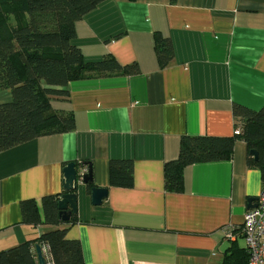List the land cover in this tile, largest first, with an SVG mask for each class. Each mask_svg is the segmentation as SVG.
<instances>
[{
	"label": "crops",
	"instance_id": "crops-1",
	"mask_svg": "<svg viewBox=\"0 0 264 264\" xmlns=\"http://www.w3.org/2000/svg\"><path fill=\"white\" fill-rule=\"evenodd\" d=\"M74 32L84 63L110 55L137 72L69 81L52 104L72 113L73 129L0 151V251L56 228L22 222L20 203L34 200L43 220L42 198L63 191L72 161H89L92 186L107 189L95 205L78 183L77 221L61 223L87 264H219L230 246L245 247L243 214L263 186L246 143L184 166L180 191L166 188L164 164L183 136H233L234 105H264V0H103ZM157 35L173 47L164 66ZM10 99L0 89V103ZM112 159L131 161V187L109 186Z\"/></svg>",
	"mask_w": 264,
	"mask_h": 264
},
{
	"label": "trees",
	"instance_id": "trees-1",
	"mask_svg": "<svg viewBox=\"0 0 264 264\" xmlns=\"http://www.w3.org/2000/svg\"><path fill=\"white\" fill-rule=\"evenodd\" d=\"M103 0H0V89H9L11 99L0 103V151L36 137L66 132L74 127L71 112L57 109L53 99H66L69 81L112 74H134L135 63L122 65L106 55L86 64L78 47L71 43L74 25ZM155 50L161 66L173 58L169 38L156 36ZM238 133L230 137L183 136L178 156L164 164L165 186L180 191L182 169L193 163L226 160L234 141L241 139L248 149V164L258 168L264 184V105L252 110L233 106ZM234 130V131H235ZM258 152L254 160L249 153ZM85 170V167H81ZM109 186L133 185V167L128 159H112L108 166ZM92 184H88V190ZM59 194L42 198L41 220L34 200H22V222L45 223L56 228L42 232L36 239L23 241L0 251V264H38L34 246L45 245L53 264H87L78 239L66 236V226L58 219ZM77 221L76 213L70 223ZM219 264H248L245 247L232 245Z\"/></svg>",
	"mask_w": 264,
	"mask_h": 264
},
{
	"label": "water",
	"instance_id": "water-1",
	"mask_svg": "<svg viewBox=\"0 0 264 264\" xmlns=\"http://www.w3.org/2000/svg\"><path fill=\"white\" fill-rule=\"evenodd\" d=\"M249 153L253 156L254 160L258 159V152L255 149H251ZM81 167H85V170H82ZM78 183L92 184V167L89 161H84L79 164L72 161L63 167V191L59 194L57 202L58 219L61 223L70 222L72 215L76 213L75 190ZM106 194V188L92 186L90 189L91 200L95 205L100 204L106 197ZM255 206L256 199H249L247 209ZM34 250L38 264H44L41 245L35 244Z\"/></svg>",
	"mask_w": 264,
	"mask_h": 264
},
{
	"label": "built area",
	"instance_id": "built-area-1",
	"mask_svg": "<svg viewBox=\"0 0 264 264\" xmlns=\"http://www.w3.org/2000/svg\"><path fill=\"white\" fill-rule=\"evenodd\" d=\"M234 132L238 133L239 130ZM242 234L248 252V264H264V184L257 196L256 206L247 209L243 214ZM41 251L44 264H53L45 245H41Z\"/></svg>",
	"mask_w": 264,
	"mask_h": 264
}]
</instances>
